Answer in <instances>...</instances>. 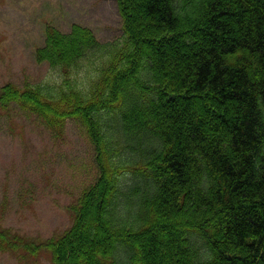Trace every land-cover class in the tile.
Masks as SVG:
<instances>
[{
    "label": "trees",
    "instance_id": "obj_1",
    "mask_svg": "<svg viewBox=\"0 0 264 264\" xmlns=\"http://www.w3.org/2000/svg\"><path fill=\"white\" fill-rule=\"evenodd\" d=\"M115 1L120 38L47 25L35 60L50 78L0 86V112L32 114L57 140L77 122L98 170L62 234L0 222V251L32 264H264V0Z\"/></svg>",
    "mask_w": 264,
    "mask_h": 264
},
{
    "label": "rangeland",
    "instance_id": "obj_2",
    "mask_svg": "<svg viewBox=\"0 0 264 264\" xmlns=\"http://www.w3.org/2000/svg\"><path fill=\"white\" fill-rule=\"evenodd\" d=\"M90 28L101 42L123 35L115 0H0V86H22L50 77L35 60L45 28ZM98 170L94 147L81 126L68 120L57 140L40 119L17 107L0 112V222L27 237L51 238L72 224L70 211ZM162 236V233H160ZM0 264H32L0 251ZM51 264L47 255L38 263Z\"/></svg>",
    "mask_w": 264,
    "mask_h": 264
},
{
    "label": "bare ground",
    "instance_id": "obj_3",
    "mask_svg": "<svg viewBox=\"0 0 264 264\" xmlns=\"http://www.w3.org/2000/svg\"><path fill=\"white\" fill-rule=\"evenodd\" d=\"M195 241V240H194Z\"/></svg>",
    "mask_w": 264,
    "mask_h": 264
}]
</instances>
